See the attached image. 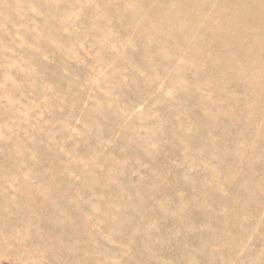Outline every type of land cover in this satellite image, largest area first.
<instances>
[{"label":"rangeland","instance_id":"1","mask_svg":"<svg viewBox=\"0 0 264 264\" xmlns=\"http://www.w3.org/2000/svg\"><path fill=\"white\" fill-rule=\"evenodd\" d=\"M0 264H264V0H0Z\"/></svg>","mask_w":264,"mask_h":264}]
</instances>
